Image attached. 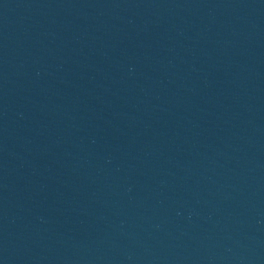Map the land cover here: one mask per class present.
Wrapping results in <instances>:
<instances>
[{
	"label": "water",
	"instance_id": "obj_1",
	"mask_svg": "<svg viewBox=\"0 0 264 264\" xmlns=\"http://www.w3.org/2000/svg\"><path fill=\"white\" fill-rule=\"evenodd\" d=\"M0 264H264V0H0Z\"/></svg>",
	"mask_w": 264,
	"mask_h": 264
}]
</instances>
